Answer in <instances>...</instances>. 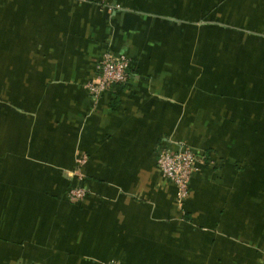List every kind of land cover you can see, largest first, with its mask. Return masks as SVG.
<instances>
[{
  "label": "crops",
  "instance_id": "obj_1",
  "mask_svg": "<svg viewBox=\"0 0 264 264\" xmlns=\"http://www.w3.org/2000/svg\"><path fill=\"white\" fill-rule=\"evenodd\" d=\"M107 51L129 77L94 103ZM109 263L264 264V0H0V264Z\"/></svg>",
  "mask_w": 264,
  "mask_h": 264
},
{
  "label": "built area",
  "instance_id": "obj_2",
  "mask_svg": "<svg viewBox=\"0 0 264 264\" xmlns=\"http://www.w3.org/2000/svg\"><path fill=\"white\" fill-rule=\"evenodd\" d=\"M130 66V60L124 54L107 51L102 55L96 65V81L86 84V89L94 103H97L100 96L111 87L126 83ZM205 159L203 154L183 143L179 144L175 150H162L158 154L157 166L163 177L174 186L178 207L182 208L189 197L190 180L199 166L205 163ZM86 161L87 156L84 154L76 157L72 178L77 179L78 184L67 192V199L71 203L82 202L88 194V190L81 186L84 181L82 167Z\"/></svg>",
  "mask_w": 264,
  "mask_h": 264
},
{
  "label": "trees",
  "instance_id": "obj_3",
  "mask_svg": "<svg viewBox=\"0 0 264 264\" xmlns=\"http://www.w3.org/2000/svg\"><path fill=\"white\" fill-rule=\"evenodd\" d=\"M128 72H130V69H129V71H128ZM73 186H74V185H73ZM73 186H72V187H73ZM81 186H83V185H81ZM69 189H70V188H69Z\"/></svg>",
  "mask_w": 264,
  "mask_h": 264
}]
</instances>
